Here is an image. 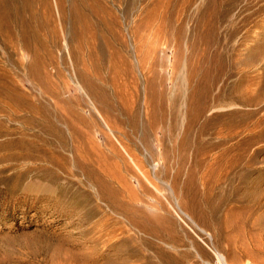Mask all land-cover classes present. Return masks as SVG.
Here are the masks:
<instances>
[{
    "label": "rangeland",
    "instance_id": "obj_1",
    "mask_svg": "<svg viewBox=\"0 0 264 264\" xmlns=\"http://www.w3.org/2000/svg\"><path fill=\"white\" fill-rule=\"evenodd\" d=\"M0 264H264V0H0Z\"/></svg>",
    "mask_w": 264,
    "mask_h": 264
},
{
    "label": "bare ground",
    "instance_id": "obj_2",
    "mask_svg": "<svg viewBox=\"0 0 264 264\" xmlns=\"http://www.w3.org/2000/svg\"><path fill=\"white\" fill-rule=\"evenodd\" d=\"M138 221V220H137ZM140 224V223H139Z\"/></svg>",
    "mask_w": 264,
    "mask_h": 264
}]
</instances>
